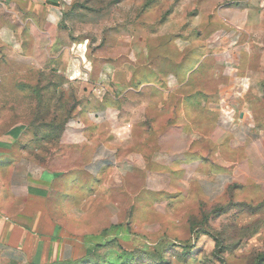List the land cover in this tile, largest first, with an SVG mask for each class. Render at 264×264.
Masks as SVG:
<instances>
[{"label":"crops","instance_id":"1","mask_svg":"<svg viewBox=\"0 0 264 264\" xmlns=\"http://www.w3.org/2000/svg\"><path fill=\"white\" fill-rule=\"evenodd\" d=\"M48 6L0 0V103L14 95L4 76L18 58L27 71L31 58L45 68L55 58L78 95L72 123L60 128L4 126L0 107V264H89L99 254L120 262L127 254L108 247L132 219L143 234L154 221L139 216H172L176 205L219 201L232 183H264V125L248 127L255 96L239 82L231 6L210 20L203 10L136 15L112 75L102 59L75 53L67 32H46L62 23L48 24ZM90 81L108 87L100 101ZM98 109L104 117L93 116Z\"/></svg>","mask_w":264,"mask_h":264},{"label":"rangeland","instance_id":"2","mask_svg":"<svg viewBox=\"0 0 264 264\" xmlns=\"http://www.w3.org/2000/svg\"><path fill=\"white\" fill-rule=\"evenodd\" d=\"M47 4L58 11L48 12V24L57 17L62 23L57 30L47 26L46 32L54 36L67 32L77 39L75 53L86 55L89 62L102 59L112 70L120 62L119 37L133 30L136 15L160 20L174 11L194 15L203 10L210 20L216 18L219 6H231L237 27L232 41L238 46L239 82L255 96L249 104L254 113L250 109L246 115L248 127H254V119L264 125V0H47ZM55 63V58L47 57L45 68L31 58L32 68L27 71L20 68L26 67L21 59L15 60L16 70L4 76L15 81L8 88L13 97L0 103L9 115L3 119L4 126L60 128L72 123L77 91ZM22 79L29 80L30 86H22ZM174 209L172 216H139L154 221V230L143 234L132 219L126 238L108 247L127 255L110 264H264V183H232L219 201L192 200L190 206ZM139 234L148 242L138 244ZM103 259L102 254L95 255L89 264H109Z\"/></svg>","mask_w":264,"mask_h":264},{"label":"built area","instance_id":"3","mask_svg":"<svg viewBox=\"0 0 264 264\" xmlns=\"http://www.w3.org/2000/svg\"><path fill=\"white\" fill-rule=\"evenodd\" d=\"M110 73H113V70L111 69L110 70ZM107 91H108V87L101 83V82H91L90 81V93L92 95V97L95 99V101H100L106 94H107ZM104 110H95L92 112L93 116L94 117H104ZM219 121L220 123L225 126V127H228L231 125V121H232V118L228 116V114L224 111H222L220 113V116H219ZM130 125L127 124L126 127H129Z\"/></svg>","mask_w":264,"mask_h":264}]
</instances>
